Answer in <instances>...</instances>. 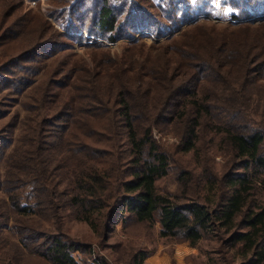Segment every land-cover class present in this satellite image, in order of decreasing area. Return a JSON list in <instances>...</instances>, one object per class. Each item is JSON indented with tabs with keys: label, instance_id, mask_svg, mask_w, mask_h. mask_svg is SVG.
Listing matches in <instances>:
<instances>
[{
	"label": "trees",
	"instance_id": "trees-1",
	"mask_svg": "<svg viewBox=\"0 0 264 264\" xmlns=\"http://www.w3.org/2000/svg\"><path fill=\"white\" fill-rule=\"evenodd\" d=\"M18 1L0 0V117L4 99L30 88L47 103L40 59L54 48L56 106L28 109L0 183V230L52 264H111L88 261L92 245L63 230L66 211L103 246L120 223L147 235L158 225L159 237L192 246L216 239L227 264H264V0H223L228 26L198 18L171 43L136 40L113 53L89 42L86 56L58 55L70 49L62 37L115 42L141 21L161 36L160 21L143 0H50L68 34L40 12L21 14ZM176 1L168 0L174 13ZM183 1L181 14L163 17L184 23L202 8ZM54 120L56 143L48 141ZM157 132L176 140L167 147ZM168 178L176 191L163 188ZM156 251L139 244L127 263Z\"/></svg>",
	"mask_w": 264,
	"mask_h": 264
},
{
	"label": "rangeland",
	"instance_id": "rangeland-1",
	"mask_svg": "<svg viewBox=\"0 0 264 264\" xmlns=\"http://www.w3.org/2000/svg\"><path fill=\"white\" fill-rule=\"evenodd\" d=\"M21 1V14L29 12L35 14L40 12L46 16L50 24L53 25L55 29H60L68 34L75 33L71 30L63 29L62 25L57 21L56 16H54V12H56L57 8L60 6L52 4L50 0ZM178 1L179 0L174 2L175 4L173 6L174 9L178 6V11L176 13L172 12L173 10L169 5L168 0H153L154 4L151 0H143L142 2L144 8L153 14L150 18L153 17L155 23L160 21L159 23L161 24V29L163 30V35L161 36L157 32L158 26L154 27L152 25V27L146 28V24L142 21L139 22V24L143 27L138 28L133 33V36L120 38L115 42H108V40L101 38L100 36L90 35L85 30L88 37H93L79 40L76 43L74 42V44L70 39L62 37L63 42L66 46L70 47V49L64 50L65 53L62 52L61 54V51H58V55L65 56L76 52H82V54L86 56L87 51L85 46L89 42H106L109 49L113 53H121L126 47L131 45L132 42L136 40L154 45L168 42L171 43L173 39L177 38V36L182 33L183 30L192 26V24H190L191 21L198 20V18H200L199 23H217L220 27L228 26L232 23V19L230 18L232 8L224 4L223 0H200L203 5L198 3L199 0H188V4L190 5H194L195 7L202 6L201 10L196 11V13L194 12V16H188V20L184 23L181 22L174 24L176 21L175 18L170 22L165 19L167 18L165 15L170 12H172V16H174V14L182 13L180 10L182 9V6L185 5V1L181 0L179 3ZM17 2L20 1L17 0ZM194 24H196V22ZM55 57L56 49L54 48L50 52H46L44 57L40 59L41 66H46V69L44 70V75L41 76L39 83L41 82L43 84L42 91L43 87L46 89L49 87V90H51V93L46 96L47 103L43 102V98L45 96H42L41 99L36 101L33 100L31 96H28V93L33 90L31 88L26 94L24 93L21 96L11 95L10 98L4 99L6 104L4 109L7 111L5 116L0 117V183L3 182V175L6 170L8 156L14 145L18 143L25 119L27 120L26 114H29L28 109L31 107V111H35L33 114H36V112H41V105L47 106V108L56 106L54 104V95H56V59L52 61ZM36 99L38 98L36 97ZM16 100L19 101L16 102ZM50 128L53 131L52 133H49L48 141L56 143V120L51 123ZM157 136L159 138L161 137L162 142L167 147L171 146L176 140V137L172 134H162L157 132ZM223 161L224 157L222 155L217 156L216 162L219 169L222 168ZM173 179L174 178H168L163 180V188L176 191L178 182ZM5 199H7V196L4 191L0 189V205L5 201ZM63 216V230L67 232L69 236L92 245V254H95L93 257L90 258V255L82 254L84 260H88V258H90L88 260L90 262L95 258L102 260V257L104 256L111 264H128L127 260L129 256L135 252L136 246L144 244L147 247H155L157 251H161L162 254L164 253L167 257L165 260L160 258V261L154 259L152 260L151 255L143 262V264H227L225 260V253L222 252L220 243L213 238L205 239L198 245L192 246L187 241L179 242L177 240L159 237L157 234L159 231L158 225L156 226L154 233L147 235L139 234L134 231L136 229L135 227H131L133 230L126 229L125 231L124 224L120 223L116 229L113 230L112 228L109 240L106 245L103 246V243H101V245L98 244L99 241L97 236L87 223L78 221L66 211L63 212ZM43 222L47 227L55 228L53 222L47 220H44ZM9 225H12V222H10ZM138 230H141V228H138ZM177 248H179V260L176 258ZM13 262L15 264H52L50 261L25 253L18 239L13 237L11 230L5 228L3 231L0 230V264H11Z\"/></svg>",
	"mask_w": 264,
	"mask_h": 264
},
{
	"label": "crops",
	"instance_id": "crops-1",
	"mask_svg": "<svg viewBox=\"0 0 264 264\" xmlns=\"http://www.w3.org/2000/svg\"><path fill=\"white\" fill-rule=\"evenodd\" d=\"M152 260L154 259V260H160L161 261V259L162 260H165V258L167 257L166 255H164V253L162 254V252L161 251H157L155 254H153L152 256ZM161 258V259H160ZM176 258H177V260H179V248H177V250H176Z\"/></svg>",
	"mask_w": 264,
	"mask_h": 264
},
{
	"label": "built area",
	"instance_id": "built-area-1",
	"mask_svg": "<svg viewBox=\"0 0 264 264\" xmlns=\"http://www.w3.org/2000/svg\"><path fill=\"white\" fill-rule=\"evenodd\" d=\"M261 15H264V14H261ZM258 16H260V15H258ZM257 17V16H256Z\"/></svg>",
	"mask_w": 264,
	"mask_h": 264
}]
</instances>
